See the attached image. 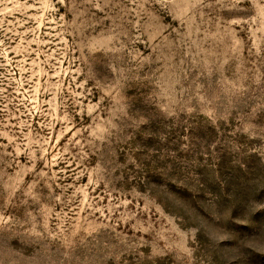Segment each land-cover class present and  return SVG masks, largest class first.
<instances>
[{"label":"rangeland","instance_id":"1","mask_svg":"<svg viewBox=\"0 0 264 264\" xmlns=\"http://www.w3.org/2000/svg\"><path fill=\"white\" fill-rule=\"evenodd\" d=\"M0 264H264V0H0Z\"/></svg>","mask_w":264,"mask_h":264}]
</instances>
